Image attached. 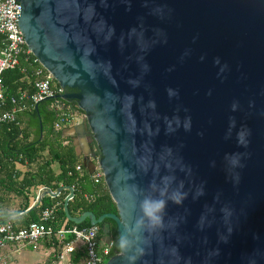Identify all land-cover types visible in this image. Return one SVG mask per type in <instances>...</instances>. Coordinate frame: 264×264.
Here are the masks:
<instances>
[{
    "label": "water",
    "instance_id": "water-1",
    "mask_svg": "<svg viewBox=\"0 0 264 264\" xmlns=\"http://www.w3.org/2000/svg\"><path fill=\"white\" fill-rule=\"evenodd\" d=\"M15 2L32 55L64 90L62 97L86 114L99 153L96 166L117 208V214L96 218L88 211L73 218L67 187L68 221L89 219L97 226L110 219L118 238L138 189L175 176L187 190L203 186L205 193L189 195L182 206L168 205V216L179 222L184 255L199 264L204 238L215 246L227 205L240 216L213 264H240L243 253L264 250V0ZM159 7L162 14H153ZM235 153H247L244 167L235 169L238 186L227 160ZM96 158L93 151L83 157L91 175ZM59 193L42 188L19 216ZM198 224L205 225L203 232ZM174 242L164 234V244ZM159 255L154 246L148 264ZM106 264H124L121 251Z\"/></svg>",
    "mask_w": 264,
    "mask_h": 264
},
{
    "label": "trees",
    "instance_id": "trees-1",
    "mask_svg": "<svg viewBox=\"0 0 264 264\" xmlns=\"http://www.w3.org/2000/svg\"><path fill=\"white\" fill-rule=\"evenodd\" d=\"M2 38H0L1 48ZM42 71L39 63L35 62L33 55H25L19 58V65L11 70L2 73L1 79L3 83V99L0 100V113L9 111L15 106L11 101L19 99L22 95L24 98L19 103L26 105L22 117L26 119V126L18 120L16 112V120L14 122L0 123V191L4 188L6 193L15 192L16 196L22 198L24 204L15 212V216L23 213L30 207L28 194L37 188H49L52 192H56L58 185H66L73 191V197L68 201L67 208L71 217L77 218L84 212H92L96 218L104 214H117V208L112 201L107 187L102 179L95 182L93 175H89L79 162V158L75 153L71 143L63 144L66 140L62 137V129L55 131L53 129L56 121L55 113L50 110L51 100H44L35 105L30 104V98L34 94V81L37 77L36 72ZM44 73V72H42ZM51 84L57 86L55 80ZM70 106L77 108L75 101H70ZM80 111V110H79ZM33 133L34 138L29 140L28 134ZM99 154V153H98ZM97 156V155H96ZM7 162L26 163L28 166H36V170L27 171L23 178L18 181L19 174L13 172L12 168H6ZM52 163H57L60 172L55 174L50 168ZM80 166V170L76 167ZM67 196H60L57 200H51L44 197L40 206L29 212L22 214L18 218L10 217V214L3 206V196L0 195V220L2 222H10L16 229H24L34 223L41 221L40 215L44 209L55 206L56 211L53 216L45 222L54 233L60 230H78L90 227L89 219L81 224H74L66 219L64 208V200ZM98 238L106 240L112 238L115 240V246L112 253H118L119 247L117 241V230L115 223L110 219H105L99 225ZM74 236L70 233L63 235L62 239L56 236L49 240H42L36 244L29 245L34 249V245L44 244V247L50 249L56 248V255L64 248L66 243L73 241ZM86 253L83 247H75L68 255L67 264H83ZM54 257V262H57Z\"/></svg>",
    "mask_w": 264,
    "mask_h": 264
},
{
    "label": "clouds",
    "instance_id": "clouds-1",
    "mask_svg": "<svg viewBox=\"0 0 264 264\" xmlns=\"http://www.w3.org/2000/svg\"><path fill=\"white\" fill-rule=\"evenodd\" d=\"M162 9V7L153 9V14H162ZM148 70L149 66L143 64L142 71L146 73ZM129 83L139 86V80H130ZM169 95L170 97L174 95L172 90H169ZM238 143L247 147V144L239 139ZM245 156L247 153H235L227 157L234 186H238L240 180L239 172L235 169L244 167L241 160ZM204 194L203 186L192 192L186 189L183 180H178L175 176L161 177L158 181L150 183L147 189H138L136 204L129 218L123 224L116 241L123 255L124 264H148L146 257L152 255L154 246L160 249L156 264H196L193 256H186L182 253L183 238L177 234L179 222L168 216L167 208L170 203L182 206L189 195H192L193 199H198ZM226 207L229 212L226 215L224 210H221L224 228L222 231H217L215 246L208 247L209 241L205 237L203 255L201 256L199 252L196 253V256L200 257L199 264H213V261L221 257L222 246H227L231 242L240 214L231 205ZM13 218L15 219V217ZM210 226L209 224L208 227ZM198 230L203 232L205 225L198 224ZM165 233L169 234V240L175 237V242L164 244ZM253 239L259 238L254 235ZM261 261H264V250L260 248L245 252L240 257V264H261Z\"/></svg>",
    "mask_w": 264,
    "mask_h": 264
},
{
    "label": "built area",
    "instance_id": "built-area-1",
    "mask_svg": "<svg viewBox=\"0 0 264 264\" xmlns=\"http://www.w3.org/2000/svg\"><path fill=\"white\" fill-rule=\"evenodd\" d=\"M20 11V3L15 0H0V38H2L0 48V100L3 99V83L1 75L6 70H11L19 65V58L25 55H32L27 47L22 31L19 29L18 18ZM35 62L39 63L35 58ZM40 64V63H39ZM41 66V65H40ZM42 67V66H41ZM42 71H37V77L34 81V94L30 98L29 105H35L44 100H51L49 108L56 115V121L53 129L55 131L66 129L77 121H86V114L77 106L76 109L70 106V101L63 98L64 90L57 84L54 86L51 81L54 79L42 67ZM44 72V73H42ZM26 98L22 95L19 102ZM16 100L11 103L14 108L9 111L0 113V123L14 122L16 120V112L26 109V105L20 104ZM28 106V105H27ZM29 107V106H28ZM80 110V111H79ZM95 162L98 161V156ZM97 169H99L97 167ZM80 170V166L76 167ZM103 177L101 170L93 174V179L97 182ZM56 211V207L44 209L41 212L39 223L29 225L24 229H16L10 222H0V251L8 246L14 247L16 251L26 245H33L42 240H49L56 236L62 239L63 235L70 233L74 236L73 241L65 244V255L75 247H83L86 253L83 264H106L112 257L119 254L112 253L115 246V240L112 238L101 240L98 238L97 226H90L85 229L60 230L54 233L50 227L45 225ZM0 264H7L6 260H1Z\"/></svg>",
    "mask_w": 264,
    "mask_h": 264
},
{
    "label": "crops",
    "instance_id": "crops-1",
    "mask_svg": "<svg viewBox=\"0 0 264 264\" xmlns=\"http://www.w3.org/2000/svg\"><path fill=\"white\" fill-rule=\"evenodd\" d=\"M22 115H23V112L17 113L18 120H20L22 122V125L26 126V119L24 117H22ZM61 133H62V137H64L66 139L63 142V144H67L68 142L71 143V145L74 147L76 155L79 158L80 164L85 169V171L88 173V170L83 166V157H85L89 153V151H93L97 156L99 154H98L97 145L94 142V140L92 138V134L87 127V121H80L79 120V121H77V123H74L72 126L66 128V129H62ZM33 138H34V135L30 131V133L28 134V139L31 140ZM2 163L3 164L6 163V166H7L6 168L11 167L13 172H17L20 175L18 178V181H20L23 178L24 174L27 171H33L34 172L36 170L35 165L34 166L33 165L28 166L26 163L20 164L18 162H7L6 160H3ZM93 163L95 164V171H94V173H95L99 169H97L95 160ZM0 168H3L1 164H0ZM50 168L52 169V171L55 174H58L60 172L59 166L57 163H52ZM89 175H91V174H89ZM100 179L103 180V177H101ZM103 182H104V180H103ZM67 187L68 186H66V185L60 184V185H58V188L56 189V191L60 190V193L57 197L53 198V197L48 196V195H46L44 197H49L51 200L53 199L56 201L57 198L60 196H68L70 191L67 189ZM41 189L42 188H37L28 194V199H29L30 205L35 201V199L37 198L39 191ZM53 193H55V191ZM0 195L3 196V200L5 202V203H3V206L5 207L8 214H10V217H12V218L13 217H15V218L20 217L19 216L20 214L15 216V212L19 209L20 206H22L24 204L22 198L16 196L15 192H13V191L6 193L4 191V188L1 189ZM41 202H42V200H41ZM31 250H32L31 248L27 247V248H18V250L16 251V249L14 247L8 246L6 249L0 251V262H1V260H6L7 264H24L21 261H19V257L26 255V253L31 252Z\"/></svg>",
    "mask_w": 264,
    "mask_h": 264
},
{
    "label": "rangeland",
    "instance_id": "rangeland-1",
    "mask_svg": "<svg viewBox=\"0 0 264 264\" xmlns=\"http://www.w3.org/2000/svg\"><path fill=\"white\" fill-rule=\"evenodd\" d=\"M34 249L31 252L26 253V255L20 256L19 261L24 264H67L68 257L65 255V247L56 255L57 249L52 247L47 249L44 247V244L34 245ZM29 245H26L22 248H27ZM26 250V249H25ZM58 256L57 262H54V257L56 259Z\"/></svg>",
    "mask_w": 264,
    "mask_h": 264
}]
</instances>
